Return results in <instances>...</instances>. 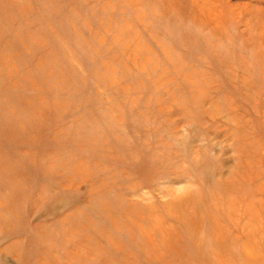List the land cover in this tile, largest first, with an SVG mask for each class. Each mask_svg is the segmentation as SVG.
Listing matches in <instances>:
<instances>
[{
	"label": "rangeland",
	"instance_id": "1",
	"mask_svg": "<svg viewBox=\"0 0 264 264\" xmlns=\"http://www.w3.org/2000/svg\"><path fill=\"white\" fill-rule=\"evenodd\" d=\"M0 264H264V0H0Z\"/></svg>",
	"mask_w": 264,
	"mask_h": 264
}]
</instances>
